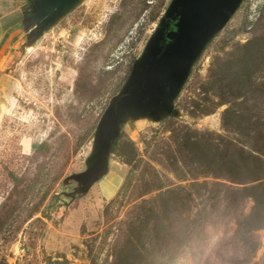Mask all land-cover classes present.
<instances>
[{
	"label": "rangeland",
	"instance_id": "1",
	"mask_svg": "<svg viewBox=\"0 0 264 264\" xmlns=\"http://www.w3.org/2000/svg\"><path fill=\"white\" fill-rule=\"evenodd\" d=\"M177 1H33L0 54V264H264V0L240 1L166 111L120 114L88 185Z\"/></svg>",
	"mask_w": 264,
	"mask_h": 264
},
{
	"label": "water",
	"instance_id": "2",
	"mask_svg": "<svg viewBox=\"0 0 264 264\" xmlns=\"http://www.w3.org/2000/svg\"><path fill=\"white\" fill-rule=\"evenodd\" d=\"M72 1L40 0V8L50 11L54 18ZM240 1H177L163 19L148 54L133 68L128 85L110 101L102 123V153L88 185L107 171V151L119 135L120 114L127 109L150 113L166 111L168 96L184 82L191 63L205 43L227 23ZM30 19L32 21L33 17ZM169 21H174V30L168 29Z\"/></svg>",
	"mask_w": 264,
	"mask_h": 264
},
{
	"label": "crops",
	"instance_id": "3",
	"mask_svg": "<svg viewBox=\"0 0 264 264\" xmlns=\"http://www.w3.org/2000/svg\"><path fill=\"white\" fill-rule=\"evenodd\" d=\"M33 1L0 0V54L6 48L9 40L17 36L21 31L26 33L34 26H28L29 21H31L29 7L33 4ZM1 80L2 77L0 76V82ZM108 170V176L113 180V177L116 176L115 171L111 168Z\"/></svg>",
	"mask_w": 264,
	"mask_h": 264
},
{
	"label": "trees",
	"instance_id": "4",
	"mask_svg": "<svg viewBox=\"0 0 264 264\" xmlns=\"http://www.w3.org/2000/svg\"><path fill=\"white\" fill-rule=\"evenodd\" d=\"M168 29H169V30H170V29H173V30L175 29V28H174V21H169V28H168ZM238 194H239V193H238ZM237 198H239V197H237ZM235 202H237V199H235Z\"/></svg>",
	"mask_w": 264,
	"mask_h": 264
},
{
	"label": "bare ground",
	"instance_id": "5",
	"mask_svg": "<svg viewBox=\"0 0 264 264\" xmlns=\"http://www.w3.org/2000/svg\"><path fill=\"white\" fill-rule=\"evenodd\" d=\"M64 12V11H63Z\"/></svg>",
	"mask_w": 264,
	"mask_h": 264
},
{
	"label": "snow or ice",
	"instance_id": "6",
	"mask_svg": "<svg viewBox=\"0 0 264 264\" xmlns=\"http://www.w3.org/2000/svg\"><path fill=\"white\" fill-rule=\"evenodd\" d=\"M31 51V50H30Z\"/></svg>",
	"mask_w": 264,
	"mask_h": 264
}]
</instances>
